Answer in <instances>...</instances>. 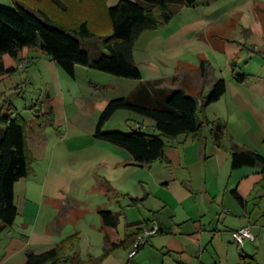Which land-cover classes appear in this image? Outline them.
Listing matches in <instances>:
<instances>
[{
  "label": "crops",
  "instance_id": "0c3cea01",
  "mask_svg": "<svg viewBox=\"0 0 264 264\" xmlns=\"http://www.w3.org/2000/svg\"><path fill=\"white\" fill-rule=\"evenodd\" d=\"M4 4L0 0V5ZM190 9H202V13L193 16ZM234 17L237 18L241 38L234 40L215 33L213 37L225 43L222 46L226 50L221 51L208 41V30L210 26L222 27ZM253 34L254 43L251 40ZM248 49L251 55L247 54ZM97 51L94 52V57L101 52L99 49ZM36 53L42 52H32L27 65L31 62V56ZM133 57L141 72V81L162 79L164 87L182 88L190 95L202 93L206 96L205 91L212 89L214 82L222 78V66L230 70L231 77L225 80L224 94L205 110L209 120H219L224 125L220 145L214 143L208 129L197 139H192L190 135H181L168 141L166 163L154 168L158 179L153 186L154 200L148 209L149 212H158L148 218L142 217L137 221L140 224L127 227L125 234L136 229L141 232L155 220L161 232L149 238L150 247L144 245L140 249L141 253L156 249L167 254L161 259V264H165L166 258L173 260V264H232L229 262V251L232 255L237 253L235 264H239L238 257L244 251L246 242L254 247V255H257L258 264H261L260 260L264 259V179L257 167L231 169L230 146L234 144L247 147L264 156V0H215L196 8L181 6L167 25L146 30L140 35L134 44ZM245 57H249L251 61L254 58V73L243 72L239 67L240 61H244ZM202 60L210 65L205 80L199 71ZM233 62L234 69L231 66ZM245 63L247 66L248 62ZM86 72L101 79L99 76L102 75L96 71ZM238 73L246 74L248 78L238 83L234 79V75ZM189 76L196 78L195 92H190L185 87V80ZM127 80H130L127 83L128 92L120 97L127 96L140 82ZM89 84L98 85L91 78ZM136 122L145 125L144 121L136 120L134 124ZM152 125L151 121L148 124L150 128L147 129L151 131ZM69 140H65V143ZM93 140L97 147L93 157L89 159L96 160V163L106 168L110 166L113 170H125L127 165L138 166L133 164L130 153L125 149L96 138ZM27 144L36 163L39 159L47 162V171L41 179L38 194L30 186L32 176L21 178L14 184L18 210L15 221L19 220L18 228L14 229L15 221L10 227L0 226L2 259L14 258L20 251L24 252L23 261L13 264L24 263L27 254L41 253L53 247L54 243L57 244L54 236L56 241L63 238L61 234H67L64 224L70 222L71 216L77 215L76 210L82 213L79 209L82 205L80 199L84 198L86 192L83 188L80 192L74 179L68 178L57 168L63 161L62 157L59 159L52 153L47 161L46 141L41 135L29 133ZM151 164L148 165L150 168L153 166ZM158 166L160 167L157 170ZM103 181L107 191L119 187L109 176H105ZM92 185L94 189L100 184L94 179ZM16 190L23 191L25 197L21 200V208L16 201ZM233 190L243 199L242 204L234 198ZM143 191L146 189L143 188ZM52 201L59 203L60 208H54L56 212L49 209ZM245 225L250 226L254 240L239 246L231 232ZM85 235L90 247L93 238L96 240L98 236L99 239L103 233L98 229L85 232ZM75 249L76 247L73 252L83 261H87L88 257L95 258L90 253L82 257ZM127 257V263L134 261V256Z\"/></svg>",
  "mask_w": 264,
  "mask_h": 264
},
{
  "label": "trees",
  "instance_id": "16d2710c",
  "mask_svg": "<svg viewBox=\"0 0 264 264\" xmlns=\"http://www.w3.org/2000/svg\"><path fill=\"white\" fill-rule=\"evenodd\" d=\"M213 1L118 0L116 4L107 6L105 0H14L11 8L0 5V81L17 71L18 63L27 57V52L38 48L72 79L75 78L76 66H83L140 81L127 96L112 98L106 103L93 132L94 138L128 151L134 165L166 161L168 141L181 135L197 139L206 129L219 146L224 125L219 120H209L205 110L224 94L225 80L217 79L206 96L202 93L190 95L182 88L164 87L162 79L141 81V72L133 57L134 44L143 32L167 25L181 6L196 8ZM97 38L102 51L92 58L82 50L81 44ZM209 66L205 60L199 64L203 80L208 76ZM231 66L234 69L235 62ZM247 78L246 74L234 75L238 83ZM121 109L151 119L152 130H144L140 126L128 132L105 130L106 123ZM52 112L48 109L42 115L48 114L51 118ZM27 126L18 116L0 110L1 227L12 226L18 216L14 184L31 173L34 157L27 144ZM230 148L231 169L257 167L264 179V156L247 147L232 144ZM232 194L239 204L243 203L235 190ZM129 198L135 205L137 199ZM121 214L100 213L105 241L101 256L88 257L87 261L80 259L73 252L78 240V235L74 234L44 252L27 254L23 264H101L114 250L131 248L140 233L136 229L120 238L117 225ZM138 224L140 222H131L125 226L136 227ZM238 262L258 264L255 255L243 252L239 254Z\"/></svg>",
  "mask_w": 264,
  "mask_h": 264
},
{
  "label": "rangeland",
  "instance_id": "374dc122",
  "mask_svg": "<svg viewBox=\"0 0 264 264\" xmlns=\"http://www.w3.org/2000/svg\"><path fill=\"white\" fill-rule=\"evenodd\" d=\"M2 2L5 3L2 6L11 8L14 5V0H2ZM117 2L118 0H105L107 6H112ZM190 13L193 16L200 15L202 9H190ZM236 21L237 18L235 19L234 17L222 27L210 26L207 35L208 41L215 47H219L221 51L226 50L223 49L222 46L225 43L219 39H215L213 35L217 33L229 39H240L241 32L240 30L238 31L239 26ZM251 40L254 43V34ZM81 47L82 50L89 53L92 58L94 57V52L98 49L102 51L98 38L82 41ZM228 49L230 50V48ZM37 51L40 50L34 48L27 52V57L18 63L17 71L0 81V110L2 112L9 111L12 113V116L21 118L22 121L28 125L27 131L30 134L41 135L46 141L47 161L50 159L52 153L57 155L59 159L62 157L63 161L57 168H60V171H62L63 174L65 173L68 178L74 179L75 186L76 188L79 187L80 192L82 188L86 191L83 195L84 198L81 197L80 199L82 205L79 209L82 213L76 210L77 215L71 216L70 222L64 224L67 234L63 232L61 235L65 238L68 235L77 234L78 240L75 244V250H77L82 257H85L87 253L99 257L102 255L105 243L100 213L103 211L122 213L119 216L117 232L120 238H123L126 230L125 224L127 222H137L141 220L142 217L148 218L158 212L148 211L151 202L154 200L153 196H155L153 186L157 184L156 180L158 179L157 172H155L154 168L156 165L166 163V161L154 162L151 168L148 165H144L143 167L127 165L125 170H122L124 168L113 170L110 166L106 168L102 164L96 163V160L92 158L89 159V157H93L95 148L97 147L93 142L94 138L92 135L100 110L104 108L111 98L127 94V83H129L130 80L117 78L110 74H104L101 71L91 70L83 66H76V78L72 79L63 70L49 61L46 55L42 53L32 55L30 59L31 62L27 65L29 55ZM247 51V54L251 53L249 49ZM226 52L227 54L229 53L228 51ZM256 61L259 62V60ZM245 62H248L247 66H245ZM21 63L24 64L22 68H19ZM254 65V58L251 61L249 57H245L244 61H240L239 63V67L243 72L247 71L254 73ZM86 71H96L100 73V75H102L99 76L101 79L93 77ZM221 72V77L224 80L231 77L230 70L226 66H222ZM90 78L95 80L98 85L89 84ZM195 80L196 78L194 76H189L185 80V87L190 92H195ZM210 92L211 88L206 90L205 94L207 95ZM48 109L53 111L51 118L48 114L42 115ZM136 120L144 121L146 126L137 122L134 124ZM150 122L151 119L149 118L142 117L129 110L121 109L117 110L106 123L105 130L128 132L135 125L136 127L140 126L142 129L150 131V129H147L150 128L148 127ZM67 139L70 140L65 143ZM68 143L71 145H68ZM33 157L34 161L32 162L31 173L28 178L32 176V178H30V186L33 189L35 188V192L38 194L41 179L47 171L45 164L47 162L39 159L36 163L35 156L33 155ZM159 167L160 166H158L157 170ZM105 176L113 178L119 186L118 189L107 191V187L103 181ZM94 179H97L100 185L93 189L92 184ZM194 182H196V179ZM143 188H145L146 191H143ZM129 197L137 199L135 205L131 204ZM24 198L23 191L20 190L18 192L16 190L17 204L22 205L21 202ZM54 208H60L59 203L52 201L49 209L50 211H54ZM15 224L16 226H14V229H17L19 220L15 221ZM92 226H94V229ZM98 229L101 230L103 236L101 238L99 237V239L97 236L96 240L94 237L89 247L85 232L98 231ZM21 231L24 232L23 229ZM54 238L55 242H59L63 239L61 238L59 241H56L55 236ZM55 244L56 243L53 245ZM145 245L150 247V243H146ZM233 248L236 250L235 247ZM130 250V247L118 248L105 257L101 264H134V262L137 264H161V259L163 260L167 255L156 249H152L151 252L147 253H141L142 249H138L132 258L134 261L132 260L133 262L127 263V255ZM243 252H249V254L254 255V247L250 245L249 242H246ZM23 253V251H20V254L9 259H2L0 255V262H3V264L22 262ZM236 254L235 252L234 255H232L229 251L230 263L235 264L237 260ZM169 255L174 256L173 254ZM255 258L257 259V255H255ZM260 261L262 262L261 264H264V259ZM173 262L174 261L169 258L165 259V264H173Z\"/></svg>",
  "mask_w": 264,
  "mask_h": 264
},
{
  "label": "built area",
  "instance_id": "2783aa9c",
  "mask_svg": "<svg viewBox=\"0 0 264 264\" xmlns=\"http://www.w3.org/2000/svg\"><path fill=\"white\" fill-rule=\"evenodd\" d=\"M24 63L19 65V68H22ZM159 229V226L155 220H152L150 225L145 227L139 235L136 237L135 241L132 244L131 250L128 253L129 257H133L137 250L148 243L149 238L156 234ZM232 238L239 245L242 246L246 241H253L254 235L250 229V226L245 225L234 229L231 232Z\"/></svg>",
  "mask_w": 264,
  "mask_h": 264
}]
</instances>
